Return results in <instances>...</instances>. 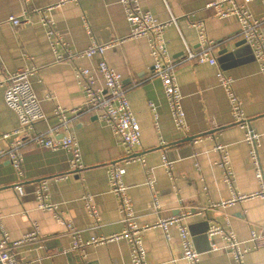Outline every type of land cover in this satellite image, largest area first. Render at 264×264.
Listing matches in <instances>:
<instances>
[{"label":"crops","instance_id":"obj_1","mask_svg":"<svg viewBox=\"0 0 264 264\" xmlns=\"http://www.w3.org/2000/svg\"><path fill=\"white\" fill-rule=\"evenodd\" d=\"M139 1L158 20H172L164 30L172 58L180 60L187 45L197 49L205 42H218L217 64L183 61L177 65L183 121L173 115L161 78L149 77L154 61L149 37H129L130 23L120 0H0V150L13 139L4 138L3 133L19 124L18 114L4 99V78L8 72L31 68L30 78L47 118L37 121L30 131L52 138L74 136L83 163L73 168L69 149L29 142L21 148V177L11 160L0 156L4 228L12 240H19L37 226L38 234L16 248L18 257L29 264H133L126 238L90 243L95 236H111L125 229L109 177L110 165L120 163L125 167L124 181L138 222L152 225L143 231L150 263L190 264L183 256L178 227L170 226L168 238L161 226L154 225L161 218L179 216L189 207L192 213L183 221L200 253V264H239L225 237L209 234L211 223L232 230L245 246H251L242 264H264V246L252 247L249 240L252 229L264 234V198L254 195L215 205L235 194H252L264 187V178L256 174L250 158L245 129L234 121L228 94L217 75L222 70L232 76L244 111L261 135L259 157L264 175V76L241 34L240 18L236 13L220 14L229 6L227 1L218 6L210 5L216 0ZM248 8L255 18L263 20L264 30V0H252ZM12 14L24 17V22L4 24ZM47 20L60 36L56 46L66 56L62 60L57 59L48 37ZM94 40L104 47L102 51L90 57L79 55ZM103 58L122 75L128 88L142 132L134 155L144 162L124 160L125 146L108 122L92 113L72 111L86 100L76 66L90 68L97 84L104 86L98 71ZM58 108L67 110L66 122L57 114ZM194 138L198 139L192 142ZM218 144L223 150L216 148ZM164 153L174 160L173 174L163 166ZM225 157L234 172L233 185L225 180V167L218 163ZM150 176L155 178L154 188L147 182ZM42 179L49 181V200L55 209L40 208L34 196V182ZM20 182L26 188L24 197L15 188ZM155 191L159 208L153 204ZM86 194L92 195L98 218L89 211ZM64 219L80 230L83 247H74L75 238Z\"/></svg>","mask_w":264,"mask_h":264},{"label":"built area","instance_id":"obj_2","mask_svg":"<svg viewBox=\"0 0 264 264\" xmlns=\"http://www.w3.org/2000/svg\"><path fill=\"white\" fill-rule=\"evenodd\" d=\"M225 1L229 2V6L226 9L220 10V14L222 16H227L231 13L238 14L241 22V34L245 41L252 47L255 59L264 76L263 20L255 18L248 8V4L252 0H216L210 3V5L213 4L218 6ZM120 2L124 7L127 20L130 23L129 37H149L150 51L154 59L149 77L161 78L173 115L177 120L183 121L185 111L182 106L183 94L176 75L177 65L183 61L209 62L210 64H217L215 48L218 45V42L208 41L201 44L197 49H192L187 45L180 60H176L172 58L168 51L167 40L164 33L165 27L171 23L172 20L168 22L158 20L152 12L142 8L139 0H120ZM24 20V17L12 14L4 20L3 23L19 25L24 22ZM46 23L48 24L47 34L51 39L57 59L62 60L66 58V56L59 52L56 46L59 42L60 36L52 26L51 20H47ZM103 48V46L94 40L91 45L86 50L80 52L79 55L90 57L102 51ZM68 55L71 56L72 52L68 53ZM32 71L31 68H23L8 72L4 78V99L6 104L18 114L19 124L14 130L3 133L2 136L4 138L12 136L13 139L10 141L7 148L0 150V156H7L17 169L18 174L23 177V155L21 148L26 143L34 142L49 148L69 149L73 154V168L82 167L83 163L81 161L79 142L74 136L65 135L61 138H52L42 132L30 131L37 121L47 118L42 107L41 99L38 97L30 78ZM75 71L78 80L83 85L86 100L81 107L72 111L79 113H92L98 118L108 122L113 127L114 131L121 137L122 143L125 146L124 160L129 162L141 159L142 162H144L142 157L134 155L135 147L142 142V132L140 123L127 96L128 88L124 83L122 75L104 58L101 59L98 64V71L103 75L105 81L104 86H99L97 84L95 73L90 68L76 66ZM217 75L221 85L225 88L228 94L234 121L245 129V140L250 144V158L255 172L260 179H263L264 175L262 173L259 157L261 135L253 128L249 117L244 111L242 101L233 87L232 76L226 74L222 70H219ZM151 105L154 115L157 118L158 112L156 110V105L154 103ZM57 114L61 117L63 122L67 121L66 109L58 108ZM197 139L198 138H194L192 142L197 141ZM216 148L223 150V145L218 144ZM218 163L225 167V180L233 185L234 172L229 165L228 158L225 157L223 160L218 161ZM163 166L170 174H173L174 160L166 153L163 155ZM124 174L125 167L122 164L112 163L110 165L109 177L111 189L118 197L125 229L121 233L113 234L111 236H95L90 243L98 244L114 239L126 238L131 244V258L133 264H152L147 259V249L143 237V231L152 227V225H141L138 222L133 202L128 192V186L124 181ZM147 182L151 188L155 187V178L153 176H150ZM15 188L18 195L24 197L26 194L24 183L20 182L15 184ZM33 193L38 200L40 208H56V206L49 200V181L47 179L34 182ZM254 195H259L264 198V187L260 191L252 194H235L229 200H224L215 205H226L228 203H233L237 199H244ZM84 198L89 211L98 218V211L93 202L92 195L86 194ZM153 204L155 208H159L157 191L154 192ZM191 213L192 210L189 207H186L179 216L161 218L154 225L161 226L168 238L170 237V226L176 225L181 235L184 258H186L190 264H200V253L195 247L188 225L183 221L184 217ZM64 221L66 222L68 231L75 238L74 247H83L85 243L80 238V230L65 219ZM208 232L210 235H223L228 241V246L232 249L234 257L239 264H242V258L251 246H245L243 241L239 240L232 230L225 229L219 223H211ZM37 234L38 229L36 226L35 230L26 234L24 238L12 240L4 228L0 215V264H29L18 257L16 248L24 241L33 238ZM249 240L252 242V247L264 246V234H259L255 229H252ZM81 264L86 263L82 262Z\"/></svg>","mask_w":264,"mask_h":264}]
</instances>
